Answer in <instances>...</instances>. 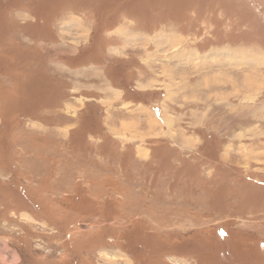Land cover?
I'll list each match as a JSON object with an SVG mask.
<instances>
[{
  "label": "rangeland",
  "instance_id": "obj_1",
  "mask_svg": "<svg viewBox=\"0 0 264 264\" xmlns=\"http://www.w3.org/2000/svg\"><path fill=\"white\" fill-rule=\"evenodd\" d=\"M0 264H264V0H0Z\"/></svg>",
  "mask_w": 264,
  "mask_h": 264
},
{
  "label": "crops",
  "instance_id": "obj_2",
  "mask_svg": "<svg viewBox=\"0 0 264 264\" xmlns=\"http://www.w3.org/2000/svg\"><path fill=\"white\" fill-rule=\"evenodd\" d=\"M19 11L20 12H27L25 10H19ZM64 13H54V12H52L51 14H49L51 19L49 21L45 22V26L46 27L53 26L54 25L53 20H55V18H58V16H59V18L64 16L65 15ZM71 13H73V15H77L78 13H81V12H77V11L73 12L72 11ZM46 15H47V12H46ZM54 16H55V18H54ZM91 28H92V33H93L92 24H91ZM49 30H51V29L49 28ZM77 30H78V33H76V34H78V36L79 35H83L84 33H86V30H84V29H77ZM51 31H53V30H51ZM59 34H61L63 36H67L66 34H69V32L59 31ZM61 35H59L58 37L56 35V36H54L55 38L54 37L53 38H48L46 36V40H41L40 38L36 40L37 43L43 41L46 44H30V45L35 47V48H37L39 45L46 46V49L42 51L43 53H45L47 55L46 64L47 63L49 64L50 60H52V59H59L61 63L63 62L68 68H70L72 70H75V71H78V69L87 68L89 66H96V65L97 66H102L104 68V69H102L103 70L102 73H101V71H95L94 69H92V71L90 73L86 74L87 77L83 81L90 82L91 84H93L95 86L96 85H101L102 87H105L104 90L107 91L108 86L105 84V80H107V79H106L105 76H103V73H104V71L106 72V69H107L108 66L110 67L112 65L114 59L121 58V57L117 56V57L112 58V60H107L106 57H104V54H103L104 58L102 60L98 61V60L95 59V55L96 54H94V55L89 56L88 59L81 60V63H79L77 65H71L70 62H76V60L73 58V55L76 52V50L78 49V47L80 46V44H75L76 39H75L74 35H73V38H72V41L74 42V44L71 43L70 39L65 41V39ZM47 39H48V41H47ZM93 45L94 44H90V45L88 44V46H89L88 48H95L96 46H93ZM25 47H27V46H25ZM101 48H103V44H102V46H99L96 49V52H92V53L101 52V50H100ZM30 49L35 50L34 48H30ZM35 51H37V50H35ZM37 52L42 54L39 51H37ZM69 52H71L72 54H69ZM116 61L117 60H115V62ZM69 65H71V66L69 67ZM81 79H84V78H81ZM96 88H98V86H96ZM111 88L114 89V86H112ZM92 89L94 90V92H97L96 89H94V88H92ZM116 91L120 92L118 89H116ZM48 93H49V97H52L53 94H54V88L51 87V86H48ZM87 98H90V96H88ZM115 98L117 99V101H121L122 95H119V96L116 95ZM124 102H126V101H124ZM99 140L100 141L102 140L101 143L103 144V141H104L103 138L101 137V139L99 138Z\"/></svg>",
  "mask_w": 264,
  "mask_h": 264
}]
</instances>
